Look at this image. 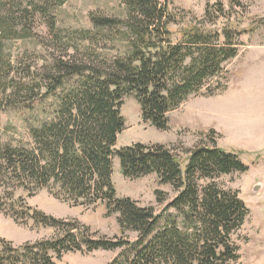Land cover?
<instances>
[{
  "label": "trees",
  "instance_id": "trees-1",
  "mask_svg": "<svg viewBox=\"0 0 264 264\" xmlns=\"http://www.w3.org/2000/svg\"><path fill=\"white\" fill-rule=\"evenodd\" d=\"M28 2L23 12L46 16L54 30L52 12L64 0ZM125 3L127 21L92 14L93 29L74 30L73 40L84 44L79 48L74 41L67 42V49L82 48L94 59L75 54L55 56L45 73H31L28 67L19 78L17 67L0 51V112L36 98L42 89L47 95L61 90L55 118L30 128L31 145L4 142L0 125V211L19 224L32 220L35 226L54 230L50 238L21 245L0 237V264H57L56 260L68 252L98 249H122L121 256L110 264H236L241 258L233 234L244 224L249 208L237 191L225 190L213 181L223 174L248 170L237 152L213 141L212 145L201 144L189 151V162L183 169L175 148L164 144L115 147L125 126L121 113L125 96L137 98L145 121L166 129L168 114L209 86L211 79L222 75L224 63L237 56L240 44L236 33L197 26L173 42L167 0ZM217 12L223 13L221 5ZM207 14L211 16L210 11ZM214 19L210 17V21ZM17 30L4 29L14 38L28 36ZM115 31L126 34L130 50L122 56H102L96 51L99 41L111 39ZM221 88L210 89L208 95ZM114 156L119 158L124 176L135 179L155 173L160 184L172 185L178 195L166 209L179 211L184 225L170 217L147 238L159 216L152 206L117 197L112 183ZM204 178L212 182L200 189L198 181ZM44 188L57 190V198L74 204L81 200L88 206L101 203L107 216L118 214L123 232L133 230L139 237L129 241L100 235L77 219L57 218L16 196L18 189L33 196ZM156 196L158 202L165 199L161 190Z\"/></svg>",
  "mask_w": 264,
  "mask_h": 264
},
{
  "label": "rangeland",
  "instance_id": "rangeland-1",
  "mask_svg": "<svg viewBox=\"0 0 264 264\" xmlns=\"http://www.w3.org/2000/svg\"><path fill=\"white\" fill-rule=\"evenodd\" d=\"M28 1L31 0H0V21L4 23L2 27L0 24V51L5 59L17 67L20 74L15 75L19 78H23L22 71L28 67H31V73L35 70L45 73L49 70L48 63L55 56L75 54L80 58L94 59L82 48L67 49V42L74 41V30L93 29L92 14L122 21L129 19L125 0H64L62 6L52 12L56 23V28L52 30L46 16L31 10L23 12L26 6L29 7ZM167 3L171 15V41L181 40L186 30L197 26L203 30L215 29L220 33L229 29L236 33L239 52L235 58L224 63L222 75L211 79L209 86L191 95L179 108L168 114L166 129H158L145 121L137 98L134 95L125 96L121 107L125 126L118 135L115 147L119 150L136 143L164 144L175 148L183 169L189 162V151L201 144L212 145L213 141L227 151L237 152L249 167L248 170L223 174L213 181L225 190L237 191L249 208L244 224L233 234V240L239 245L241 253L236 264H264V191L261 195L252 193L253 185L264 178V0H167ZM220 5L223 13L217 12ZM207 11H210L211 16H208ZM210 17L215 19L210 21ZM11 27L17 28L18 34L28 36L14 38L4 31ZM126 37L125 33L115 31L111 39L99 41L100 46L96 51L108 58L125 55L131 47ZM74 44L80 48L84 42L76 39ZM218 86L224 88L214 95H208L210 89ZM38 92L36 90L34 93ZM44 93L42 89L36 98L0 112L4 142L31 145L30 128L55 118L61 90L53 95ZM211 182L212 179L204 178L198 184L203 189ZM112 183L118 198L129 197L142 206L154 207L155 215L159 218L154 231L147 238H151L170 217L179 226L184 225V216L179 211L166 209L178 192L170 184H160L155 173L128 178L122 173L119 158L114 156ZM157 190L164 192L163 202H158ZM56 192L44 188L30 196L28 191L18 189L16 196L22 197L33 208L57 218L77 219L100 235L124 237L129 241L139 237V233L133 230L123 232L118 214L107 216L105 206L101 203L88 206L81 200L74 204L57 198ZM53 235L52 228L35 226L32 220L27 225L19 224L0 211V237L15 245ZM121 253L122 249L68 252L56 262L110 264Z\"/></svg>",
  "mask_w": 264,
  "mask_h": 264
},
{
  "label": "water",
  "instance_id": "water-1",
  "mask_svg": "<svg viewBox=\"0 0 264 264\" xmlns=\"http://www.w3.org/2000/svg\"><path fill=\"white\" fill-rule=\"evenodd\" d=\"M264 191V178L261 181H257L252 187V193L261 195Z\"/></svg>",
  "mask_w": 264,
  "mask_h": 264
}]
</instances>
